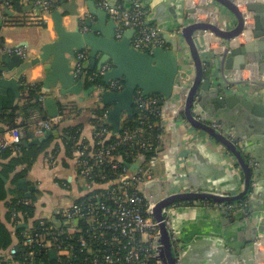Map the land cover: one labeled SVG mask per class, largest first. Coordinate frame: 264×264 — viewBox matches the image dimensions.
<instances>
[{
  "label": "water",
  "instance_id": "95a60500",
  "mask_svg": "<svg viewBox=\"0 0 264 264\" xmlns=\"http://www.w3.org/2000/svg\"><path fill=\"white\" fill-rule=\"evenodd\" d=\"M60 1L62 8L67 11L66 14L73 19L66 24L63 21L65 17L63 12L57 9L51 12L57 35L54 41L40 45L38 53L32 57H28L26 53L23 58L14 53L0 54V94H5L7 89H11L18 96L20 93L18 83L24 74L38 64L49 63L50 69L45 71L42 80L46 91L57 88L62 95L82 93L86 97L94 96L93 86L84 89V81L76 79L70 72V58L83 50H87L92 58L100 55L99 68L104 63L110 62L111 68L102 76L103 83L114 79H121L124 83L119 91L105 89L99 94L101 105L111 106L107 120L114 133L120 131V119L123 112L128 119L133 117L136 91L139 90L143 95L161 94L164 100H170L174 91H178L182 96L179 103L182 119L193 128L205 132L218 143L220 148L230 153L241 170L243 179V189L236 194L207 191L205 187L193 185L192 176H190L192 181L190 184L195 190L190 188L181 191L179 188L171 187L167 190L164 188L165 182L158 178L149 183L148 192L150 201L153 203L152 215L158 222L159 229L155 249L156 258L161 264H183V253L177 254L171 240L170 229L164 221L166 210L170 228L176 240L181 242L179 236L181 229L176 216V211L180 207L176 208L173 204L192 200L235 204L247 198V205L250 208V202L256 195L252 186L258 174L254 169L255 160L251 161L246 152L238 146L237 137L234 135L236 132L230 124L225 125L224 120L227 119L225 115H231L241 108L256 117L264 118L262 98L258 97L250 101L244 97H237L240 92L254 94L264 89V0H210L222 7L217 12V19L213 21L195 19L193 13L196 11L197 4H192L186 9V14L174 16L164 25L154 22L148 12L146 22L156 24L169 45V47H154L151 51H141L131 45L134 28L126 29L121 38H116L114 20L108 17L104 9L96 7L94 0H88L85 3L86 11L83 12L77 9L75 1L70 5L73 9L66 8V3L63 0ZM145 1L148 2V0ZM13 2L20 11L22 8H18L19 2L16 0ZM131 2V0L126 1L123 6L128 8ZM182 2L183 0H180V3ZM110 4L114 5L113 2ZM142 5L147 8L145 2ZM241 5H244L243 10L240 9ZM23 9L27 8L23 7ZM6 12L10 13L9 10ZM87 14L96 17V22H92ZM188 15L192 21L186 23L190 18ZM185 19L186 22L183 23ZM247 19H251L253 23L247 24ZM232 20L234 23L230 26L229 23ZM70 23L74 24L72 29L67 27ZM206 31L219 37L223 43L222 49L217 52L208 50L209 59L203 58L202 48L197 43L198 38H201ZM242 35L248 38L244 42L239 41ZM186 48L190 57L189 61L194 67V75L189 79L183 77L184 70L181 69V60L185 58ZM249 63L257 65L258 80L220 84L219 79L224 82L227 77L225 70H243ZM6 74L11 75L5 77ZM39 99L40 95L37 94L35 100L38 102ZM43 104L50 117L58 115L55 97L45 98ZM210 104L215 107L207 111L206 106ZM213 110L216 113L213 114ZM216 124L219 126H214ZM258 131L264 135V121L260 124ZM46 137L47 135L33 138L30 142H23V144L26 147L37 144ZM136 166L137 164H133L132 168ZM182 179H185V176ZM20 186L26 189L24 183ZM222 212L229 220L230 212L225 208ZM241 212V210L235 212L229 221L238 220ZM252 218L254 222H251L248 228L246 225L244 234L242 231L238 234L240 238L245 235L240 244L234 243L231 237L218 234V250L221 255H224V264H258L257 262L260 261L258 243L264 237V213L254 215ZM27 226L26 223H19L16 229ZM49 258H56L55 249H50Z\"/></svg>",
  "mask_w": 264,
  "mask_h": 264
},
{
  "label": "crops",
  "instance_id": "0c3cea01",
  "mask_svg": "<svg viewBox=\"0 0 264 264\" xmlns=\"http://www.w3.org/2000/svg\"><path fill=\"white\" fill-rule=\"evenodd\" d=\"M13 1L14 0H11L10 7L7 9L10 13L6 12L8 17L7 23H1L0 38L4 46L11 50L20 48L28 57L36 55L40 45L54 41L57 37L51 17V12L53 10L57 9L65 14L63 21L66 24L73 19V17L66 14L67 11L62 8L60 0L59 4L55 5L54 8H49L46 12L36 7V0H16L20 4L18 8H22L20 11L17 10V6ZM63 1L66 3V8L68 9H73V6L71 7L70 5L75 1L77 9L81 12L84 10L86 11L84 6L88 0ZM126 1L129 0H109V3L123 4ZM138 1L142 4L144 2L146 3L148 12L150 13L149 17L154 20V22L160 23L161 25L169 22L174 16L186 14V9L191 7L192 4H197L196 11L193 13L195 19L204 21L216 20L217 12L222 8L214 1L210 0H183L184 3H180V0ZM94 2L96 7H100L97 0H94ZM23 7L27 9H23ZM240 9L243 10L244 5H241ZM87 17L92 22H96V17L93 15L87 14ZM188 17L190 16L188 15ZM191 21L190 17L187 22L185 19L183 23ZM246 22L247 24L253 23L251 19H247ZM233 23L232 20L229 25L232 26ZM73 25L74 24L70 23L67 26L68 29H72ZM246 39H248L247 36L242 35L239 41L244 42ZM165 43V47H169L166 41ZM197 43L200 48H202L204 59H209L210 57L208 50L210 52H217L221 50L223 46L222 40L209 31L204 32V35L198 38ZM185 50V58L181 60V69L184 70L183 77L189 79L194 75V67L189 61L190 57L187 48ZM83 51L86 53L81 60V66L88 73H97L104 64H110V62H106L99 68L100 55L92 58L89 56L87 50ZM80 52L82 51L77 52L76 56L69 60L71 73H73L75 65L78 62L77 54ZM48 64L49 63L45 65L38 64L28 70L19 80L18 89L20 86L27 84H39L37 94L40 95V99L38 102L35 101L42 106L46 116L50 117L43 104V100L49 96L55 97L58 106V114H62V111L66 110V112L62 114V116H64L63 119L50 130L43 132V134H38L36 132L37 127L33 124V116L38 115L37 111L31 115L30 110L32 107H28L24 113V104L19 99L20 93L16 96L11 89H7L5 94H0V113L7 103H10L11 106L19 107L18 112L21 115L19 116V114H17L18 122L21 120L22 114H26L23 117L24 120H22L25 121L27 119V121H30L29 126L34 129L35 132L29 133L26 138L23 126L8 128L0 119V143L4 142L8 145L23 144V142H30L33 138L45 135H47L46 138H48L50 134L54 136L50 147L45 153L38 156L37 160L27 170L26 176L18 178L16 181H14L13 173H11L8 178L2 176L5 182V189H7L10 198L23 194L27 202L31 200L36 201L37 218H44L51 221L58 217L57 212L60 210L58 209L60 207H56L55 204L57 200L55 198L53 200L49 199V193L54 197L58 195L55 196L48 188H59V190H64L72 201L78 199L82 193L80 183L77 179V173L73 167L71 154L66 149L65 142L61 139L65 132L64 128L77 125L78 132L84 136L88 142H93V114L91 113V109L97 104L100 106L103 105H101L100 93H98V95L95 94L94 96L89 95L86 97L82 93L77 95L66 93L62 95L57 88H50V91H46L43 88L42 80L44 79L45 71L50 69ZM217 64L218 63H216V65ZM256 67L257 65L255 63H249L243 70H225L227 77L224 82L220 79L219 82L220 84H226V82L256 81L259 78ZM9 75L11 74H6L5 77H10ZM83 81L84 89L92 86H87V83L92 82L84 79ZM237 95V97H244L250 101L260 97L262 98L261 101L264 102V89L259 91V93L250 94L248 92H240V94ZM7 98L8 100H6ZM181 98V94L175 90L170 100H164L165 102L161 109V141L155 158V161L158 162L159 175L157 174L155 177L165 182L164 188L167 190H169L170 187L179 188L181 191L190 188L195 190L190 184L193 181V185L205 187L207 191L223 194L238 193L243 189V179L241 170L236 165L235 159L224 148H220L218 143L212 140L205 132L193 128L182 119V114L179 112ZM72 106L75 109L74 114L69 110ZM106 107L107 115L105 119L108 122L107 116L111 106L108 105ZM214 107L213 104H210L206 106V110L208 111ZM61 108L62 110H60ZM35 110L37 109H34V111ZM199 110L201 109L199 108ZM203 112L205 113V111ZM212 113H216L215 110H213ZM225 116L227 117V119L224 120L225 125L227 123L228 125L230 124L232 129L236 132L233 134L237 137L238 146L246 152V155L250 157L251 161L255 160V162H253L254 169L257 170L258 174L256 175L257 180L253 181L252 186L256 195H254V198L250 202L251 209L247 205L245 210L241 212L238 220L233 222L229 220L232 219L235 213L228 211L230 212V218L228 220L222 212L224 207L219 203L208 202V200H192L191 203H187V201L181 204L176 203L175 207H180V209L176 211V216L181 229L179 234L181 242L178 241V249L176 250L178 255L183 253V264H224V255H221L218 250V234L231 237L234 243L240 244L245 235L240 238L238 234L241 233V231L244 234L246 225L248 228L249 224L254 222V218H252L254 215H262L264 213V135L258 131L264 118L256 117L244 108L234 111L231 115ZM126 119H128L127 115L125 120ZM125 120L121 115L120 128ZM108 124L111 130L110 135L112 136L114 131L111 124L109 122ZM216 125L217 127L219 126L218 124ZM15 130L19 132L15 133ZM133 164H136V162ZM133 164L128 165L132 168ZM55 171L61 174L56 175ZM184 176L185 179H182ZM190 176H192V181L190 180ZM22 183L25 184L26 189L20 186ZM246 199L245 202L247 203ZM71 202H66L64 204L65 207ZM6 214V203L5 201H0V218H5ZM11 219L13 221V217H11ZM19 223H25V221L21 219L14 222L12 234L16 231V226ZM27 225L29 226V224ZM2 256L3 253H0V257Z\"/></svg>",
  "mask_w": 264,
  "mask_h": 264
},
{
  "label": "built area",
  "instance_id": "2783aa9c",
  "mask_svg": "<svg viewBox=\"0 0 264 264\" xmlns=\"http://www.w3.org/2000/svg\"><path fill=\"white\" fill-rule=\"evenodd\" d=\"M54 2L55 0H36L35 4L39 10L46 12ZM10 3L11 0H0V23H7L6 10ZM97 3L114 20L116 38H121L126 29L134 28L131 45L136 49L151 51L154 47H165V40L157 25L146 22L148 9L140 1L133 0L128 8L121 3L111 5L108 0H97ZM4 52L25 56V52L20 48L11 50L4 46L0 38V54ZM85 53L82 51L77 54L78 62L73 75L76 79L94 82L97 76H103L111 66L109 63L104 64L99 72L88 73L81 66ZM123 85L121 79L110 80L102 85L94 83L92 92L98 95L105 89L119 91ZM145 96L139 90L136 91L134 104L137 103L140 107H152L156 104L155 98L147 99ZM62 114L46 118L33 116L36 132L43 134L50 130L61 122L64 117ZM106 115L107 111L95 117L92 124L93 142H88L79 134L78 139L70 146L81 195L76 201L60 209L57 218L46 220L51 223L50 227L26 230L20 245L22 251H26L27 246L32 243L47 251L48 256L50 249H55L57 259L64 256L67 258L61 264H150L151 260L155 261V264H161L155 251L159 233L158 222L152 215L153 203L148 192L149 183L156 179L150 172V166L156 165V156L147 161L143 156H139L135 161V168L120 169L119 163L123 159L122 155L116 152L128 141L136 142L139 149L148 150L152 147L150 138L135 140L133 135L125 132L118 139L105 144L111 137ZM4 145V142L0 143V147ZM144 161L149 163L147 168L142 165ZM220 205L234 213L244 211L247 207L245 201ZM164 221L170 229L173 245L178 249V241L170 228L167 210ZM41 224L43 225L44 221H41ZM67 228L71 231H65ZM258 246L260 261L257 263L264 264V237ZM18 252V246L12 245L0 257V264H19L15 260ZM32 253L33 250H29V254Z\"/></svg>",
  "mask_w": 264,
  "mask_h": 264
},
{
  "label": "trees",
  "instance_id": "16d2710c",
  "mask_svg": "<svg viewBox=\"0 0 264 264\" xmlns=\"http://www.w3.org/2000/svg\"><path fill=\"white\" fill-rule=\"evenodd\" d=\"M59 4V0H55L52 4L51 8H54L55 5ZM7 15V13H6ZM166 46V43L164 44ZM104 84L102 81V76H97L95 81L92 83H87V86L93 84ZM39 90V84H27L20 86V101L23 102L24 113L28 107H32L36 101L35 96ZM145 98H155L156 104L152 107H140L137 103L133 105V117L130 119H126L120 128L118 133H114L109 139H107L104 143L109 144L115 139L121 137L125 132L133 135L135 140H141L144 138H150V143L152 147L148 150L143 148H138L136 142L128 141L122 144L116 152L122 155V161L119 163L120 169H130L128 167V163H133L137 161L139 156H143L144 160L156 156L158 148L160 147V136L162 132L161 127V109L164 105V99L161 94L151 93L146 95ZM19 107L11 106L10 103H7L4 107L3 111L0 113V119L8 126V128H15L23 126L25 137H28L29 133H34V129L30 128V121H23V117L26 114H22L21 120L18 122L17 117L21 115L18 112ZM106 106L96 105L91 109L92 121H95V117L101 115L106 111ZM62 110V108L60 109ZM71 112H75V109L70 107ZM40 113L38 115L42 118H46V114L43 111L41 106ZM23 119V120H22ZM22 121V122H21ZM31 125V124H30ZM65 132L62 135L61 139L65 142L66 149L71 152V144L73 141L78 139V135L80 134L77 130L76 126H68L64 128ZM24 137V138H25ZM54 136L50 134L48 138L43 140L37 144H31L27 147L23 144H12V145H4L0 147V201H5L7 207V214L5 218H0V253L5 254L9 247L12 245H17L19 248V252L15 255V260L18 261L19 264H61L63 263L66 256L62 257V259H50L47 251L44 249L38 248L33 243L28 247L26 251L21 250V243L24 240V233L29 229H38L40 230L42 227H50L51 223L46 221L47 219H40L36 216V204L34 200L27 202L26 198L23 194H20L17 197H9V193L7 189H5L4 178H8L11 173L14 174V181L18 180V178L26 176L27 170L31 167V165L37 160L38 156L42 153H45L46 150L50 147ZM132 151V153H130ZM142 162V163H145ZM141 163V164H142ZM245 198H243L244 200ZM77 200V199H76ZM74 200V201H76ZM192 201H187V203H191ZM212 202V201H208ZM13 217V221L11 219ZM23 219L25 223L29 224L26 228H18L12 234V227H14V222ZM41 221H44V224H41ZM11 226V227H10ZM50 231H52L50 229ZM65 231H71V229L67 228ZM29 250L34 253L29 254ZM150 264H155V261L151 260Z\"/></svg>",
  "mask_w": 264,
  "mask_h": 264
},
{
  "label": "rangeland",
  "instance_id": "374dc122",
  "mask_svg": "<svg viewBox=\"0 0 264 264\" xmlns=\"http://www.w3.org/2000/svg\"><path fill=\"white\" fill-rule=\"evenodd\" d=\"M2 24L0 23V26H1ZM2 27H6V26H2ZM1 27V28H2ZM40 108H41V106H40V104L39 103H35L33 106H32V108H31V110H30V114L32 115V114H34V113H36V111H37V113H40L39 111H40ZM34 109H37V110H35L34 111ZM63 112H65V110L64 111H62V113ZM122 118L125 120V118H126V113L125 112H123L122 113ZM158 162H156V165L155 166H150V169H151V173L154 175V176H157V174L159 175V173H158V164H157ZM143 166H145V168H147L148 166H149V163L147 164V162H145V163H143L142 164ZM56 172V175H59V174H61L60 172H57V171H55ZM66 172V171H65ZM69 172V171H68ZM50 185V184H49ZM48 190H50V191H52V193L53 194H55V196L56 195H58L57 197H54L53 195H51L50 193H49V199L50 200H53L54 198L57 200V203L55 204L56 205V207L58 206V207H60V208H58V209H61L62 207H65V203L66 202H71L72 201V199L69 197V195L67 194V193H65V191L64 190H59V188H52V189H50V188H48ZM70 195H72V194H70ZM73 202V201H72ZM71 202V203H72ZM54 205V206H55Z\"/></svg>",
  "mask_w": 264,
  "mask_h": 264
},
{
  "label": "flooded vegetation",
  "instance_id": "af4514ba",
  "mask_svg": "<svg viewBox=\"0 0 264 264\" xmlns=\"http://www.w3.org/2000/svg\"><path fill=\"white\" fill-rule=\"evenodd\" d=\"M108 17H110V15L108 14ZM110 66H111V64H110ZM185 201H183V202H178L179 204H181V203H184ZM176 204V203H175ZM175 204H173V205H175Z\"/></svg>",
  "mask_w": 264,
  "mask_h": 264
}]
</instances>
